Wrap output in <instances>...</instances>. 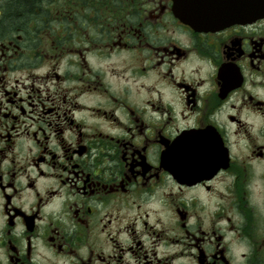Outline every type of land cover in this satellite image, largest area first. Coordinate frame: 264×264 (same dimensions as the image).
Returning <instances> with one entry per match:
<instances>
[{"label": "flooded vegetation", "instance_id": "af4514ba", "mask_svg": "<svg viewBox=\"0 0 264 264\" xmlns=\"http://www.w3.org/2000/svg\"><path fill=\"white\" fill-rule=\"evenodd\" d=\"M173 27L191 33L197 50L212 56L216 66L210 102L183 80L175 81L171 69L160 78L168 82L163 87L170 102L195 114V128L177 129L173 110L162 99H146L153 86L144 80L159 82L157 69L164 63H196L171 44L150 43L149 35L166 38ZM259 95H264V18L216 27L183 21L174 0H6L0 16V163L9 167L7 182L0 180V218H8L6 235L22 222L26 238L0 240V255H7L8 264H33V255L43 264H207L209 256L212 264H231L217 231L187 229L189 213L176 194L167 193L164 204L159 195L148 201L160 204L161 211L173 210L176 224L157 229L141 211V192L163 194L174 182L179 196L203 198L209 209L215 199H224L233 212L225 217L228 230L238 234L234 248H250L242 254L245 264H264V145L256 142L264 139V100ZM233 97L239 106L230 105V112L217 113L218 123L209 122L208 113ZM180 115L187 122L183 111ZM67 131L74 133L75 147L66 143ZM53 138L67 163L49 147ZM29 141L39 152L23 164L18 158L27 160ZM93 149L98 155L89 163ZM106 161H116L115 168ZM41 165L59 171L47 173ZM29 167L38 172L41 186L59 181L79 198L70 206L72 234L50 220L39 235L40 208L47 201L37 180L27 178ZM106 169L119 178L104 179ZM19 175L27 178L21 188L15 184ZM213 182L226 187L227 197ZM58 196V190H48L49 199ZM20 198L35 199L36 211L29 215L16 207L12 201Z\"/></svg>", "mask_w": 264, "mask_h": 264}, {"label": "clouds", "instance_id": "9594fccd", "mask_svg": "<svg viewBox=\"0 0 264 264\" xmlns=\"http://www.w3.org/2000/svg\"><path fill=\"white\" fill-rule=\"evenodd\" d=\"M6 6V0H0V16H3L4 8ZM145 31H148L145 29ZM149 41L153 45L157 44H165L172 46H175L178 51H180L182 54L187 55L189 59L195 58L196 63L189 65L187 62H184L182 64L176 65L175 60L169 63H164L161 67L157 69V72L159 73V76L157 77V80L159 82H154L153 80H144V84L146 86L152 85L153 90L150 91L148 94H146V99L157 101L161 100L165 104L166 107H170L173 110L174 113V119L176 121V127L177 129H182L184 127H192L195 128L197 124V118L195 114H190L186 108L181 110V108L174 102H170L169 97L165 93V88L163 85H167L168 82L165 80L160 79L164 76V74L169 73V70L171 69V76L172 78L179 82L183 80L186 84L192 87L193 91L201 98L202 101H211L212 96L216 92L215 84H214V74L216 71V66L213 62V57L210 55H203L197 50V40L195 37L191 35L189 32H184V30L181 27H173L168 30L166 34V38L156 37L154 38L152 35H149ZM149 61H145V64H148ZM151 63H155V61H151ZM36 71V69H34ZM171 87L170 85H168ZM248 91L253 92V89H248ZM141 94L144 95L143 90H141ZM257 99L264 100V95L257 96ZM182 100V98H181ZM237 104L238 102L235 97L230 98L228 101L220 104L218 108L213 109L211 112L208 113L207 119L209 122L218 123L216 120L217 113L223 109H228L229 112L231 111L230 105ZM200 107L203 109L205 108V104H200ZM148 111H151L148 109ZM181 111H183V116L186 118L187 122H185V119H181ZM117 116H120V111H116L115 113ZM235 114V113H233ZM241 119L244 120L245 117L241 115ZM87 123L93 124L97 123L96 121L89 120ZM125 124L130 123L129 121H124ZM251 124V122H248ZM88 132H92V128H86L85 129ZM250 131L254 136H257V131L254 127L250 128ZM65 141L72 147H75V135L71 131H67L64 134ZM257 143L264 145V139L257 138ZM31 147V151H28V148ZM49 147L52 148L55 152L59 154V159L61 163H67L64 160V152L62 147L57 143L55 138H53L49 144ZM16 151H20L19 149H16ZM39 152V148L32 142L29 141L28 144L25 146L24 149V155L27 156V160H25L23 157L18 158L20 163L27 164L30 163L31 158L33 156H36ZM225 152H227V149H225ZM98 155L96 149L92 150V157L89 160V163H93L95 161V157ZM84 159L88 160V157H85ZM243 159V158H241ZM106 164L109 165L111 168H115L116 161H106ZM254 163V161H245V164ZM9 165L0 163V180L2 182L6 183L8 180L7 176V169ZM41 168L47 172L52 173L54 170L50 167H47L45 165H41ZM28 177L27 178H35L37 180L36 183V189L40 193V196L47 201L45 204H43L40 208V216L42 219L40 220V232L39 235H43V229L47 226L49 221L52 222H59L65 226L66 231L69 234H72L75 229L76 225L74 221L71 218V210L70 206L73 205V203L79 204V198L75 196L73 193L69 192L66 187H62L59 183V181H51L48 183L47 188L41 186V183L39 182V174L34 168H28ZM112 175H115L117 179L119 178L118 172H113L109 170H105L103 173V178L108 179ZM27 178L25 175H19L15 181L16 187L21 188L24 185L27 184ZM169 181L172 180L171 177H167ZM233 180H235V175L233 174ZM133 188L136 186L133 185ZM213 188L218 193H223L225 197L228 195V190L225 186L222 184L213 182ZM48 190H58L59 196L56 199H49L48 197ZM179 191L175 183L172 182L171 187L164 189V193L160 194L157 190L153 194H149L148 192H141L139 194L137 202L142 205L141 211L147 212L149 214V219L152 224L155 225L157 229H160L162 227H167L169 223L176 224L177 218L174 215L173 210H168L167 212L160 210V204L155 203H149L148 201H154L157 199V196H160L161 204L167 203L166 196L167 193L171 192L173 194L177 195V202L183 203L187 207L188 215L185 221V226L187 229L191 232H197L199 230H203L205 232H211V231H217L219 235L222 236L223 244L226 246L228 250V256L231 260V264H245L246 257L242 255L243 253H250V248L245 246L241 247L238 250L234 248V242L235 239L238 238V234L235 231H229L228 230V224L226 222L225 217H232L233 212L228 210V204L224 199H215V206L211 207L209 209L208 201L204 200L203 198H197L195 200H187L184 197L179 196ZM12 203L18 207L22 208L25 213H28L31 215L32 212L36 211V202L35 199L29 200L25 202L22 198L20 199H14ZM92 202L89 201V204ZM97 208H101L102 204L97 203L95 205ZM123 211V210H122ZM153 213H155L153 215ZM216 213H221L220 216H217ZM131 215H135V212L131 213ZM171 217V220L169 219ZM7 216H4L0 218V240H6L8 238V235L11 237L18 238L21 243H23L24 239L26 238L25 228L22 224V222H17V226L13 229H11L10 233L6 235L7 230ZM234 219V217H233ZM159 220V222H157ZM138 227H142L138 225ZM115 234V233H114ZM177 233L175 231L169 230V235H176ZM122 240H127L126 237H120ZM127 243H131L130 240H127ZM147 243V240H146ZM81 252V255L84 259H87V249L82 248L79 250ZM112 251L111 246L104 249L105 255L109 254ZM194 251V250H193ZM128 259H131L130 257ZM33 264H43V262L40 260V258L37 255H33L31 258ZM0 264H8L7 255H0ZM192 264H195L193 261ZM207 264H212V258L211 256L207 259Z\"/></svg>", "mask_w": 264, "mask_h": 264}, {"label": "water", "instance_id": "95a60500", "mask_svg": "<svg viewBox=\"0 0 264 264\" xmlns=\"http://www.w3.org/2000/svg\"><path fill=\"white\" fill-rule=\"evenodd\" d=\"M179 17L192 25L226 26L264 18V0H174Z\"/></svg>", "mask_w": 264, "mask_h": 264}]
</instances>
